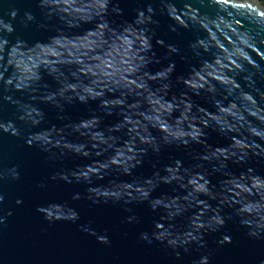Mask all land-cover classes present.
<instances>
[{
    "label": "clouds",
    "instance_id": "9594fccd",
    "mask_svg": "<svg viewBox=\"0 0 264 264\" xmlns=\"http://www.w3.org/2000/svg\"><path fill=\"white\" fill-rule=\"evenodd\" d=\"M20 2L0 0V102L15 106L14 119L0 116V133L24 139L53 162L69 156L89 159L88 164L53 172L50 179L87 185L84 193L72 196L74 201L123 205L132 213L126 217L129 224L140 220L131 205L147 203L161 214L150 233H140V240L159 241L177 258L181 249L205 248V234L234 218L249 237L264 240V175L251 166L239 174L230 170V164L264 159V0H158L160 14L172 21L171 31L196 32L188 47L200 63L175 76L170 57L181 49L159 38L153 43L160 26L153 3L137 8L134 20L116 23L112 17L124 13L119 0H36L41 20L29 9L21 15ZM18 25L25 30L51 26L54 31L46 40L29 42ZM156 45L166 47L167 54L158 56ZM154 65H159L155 71ZM16 92L22 97L15 98ZM202 96L211 107L197 102ZM77 102H98L100 111L121 119L105 127L96 113L79 121L59 115L67 121L62 126L41 127L47 117L41 104L64 113ZM209 130L229 143L209 144ZM172 146L191 149L188 154L195 162L186 166L176 159L162 168L154 163L151 176H134L150 153L158 156ZM216 173L222 176L218 184L211 180ZM20 177L19 164L0 169V181ZM106 178L107 183H97ZM161 184L174 187L154 197ZM37 186L45 188L46 183ZM4 200L0 191V205ZM37 211L50 222L80 219L68 201L38 205ZM7 216L0 215V225ZM91 224L81 225L82 230L110 244L109 230L101 234ZM231 242L230 235L219 241ZM192 264H210V255Z\"/></svg>",
    "mask_w": 264,
    "mask_h": 264
},
{
    "label": "water",
    "instance_id": "95a60500",
    "mask_svg": "<svg viewBox=\"0 0 264 264\" xmlns=\"http://www.w3.org/2000/svg\"><path fill=\"white\" fill-rule=\"evenodd\" d=\"M148 3H153L157 8L155 18L160 21L153 43L155 44V39L159 38L163 39L165 44H174L180 48L181 52L172 54L170 59L176 63L174 76L186 74L192 66H198L200 63V59L192 55L188 47L189 42L195 39L196 32L182 28L179 32L171 31L169 25L172 21L166 15L160 14L158 0H119V6L124 10L123 16L114 15L112 19L116 23L124 20L132 21L136 16V9L146 7ZM17 6L22 10L21 15L24 9H29L36 13L38 20L42 19L36 0H21ZM202 10L209 11L206 8ZM18 31L25 40L34 42L46 40L53 34L54 29L51 26L48 29H39L32 25L25 30L18 25ZM155 50L160 57L167 54L166 47L156 45ZM182 56H186L187 59H182ZM158 67L159 65H154L153 71ZM45 79L55 87V82L50 77ZM175 90L180 89L178 87ZM13 95L15 98L22 97L19 92ZM23 98L27 99V97ZM195 99L201 105L211 107L203 96ZM0 103H2L0 116L5 120L14 119L15 106L9 101ZM40 106L47 114L46 123L41 127H49L52 124L62 126L67 121L58 119L59 115H64L71 121H79L96 113L102 116V126L105 127L121 119L118 114L108 116L100 111L98 102L88 104L77 102L66 106L64 113H60L51 105L41 104ZM208 143L213 146H226L229 141L227 137L209 130ZM193 147L196 151H202L198 145ZM190 151L191 149L188 148L172 146L163 150L158 156L150 153L145 157L142 166L134 170V176H151L155 171L154 163L162 168L176 159H181L186 166L190 165L195 162L188 154ZM46 156L47 154L37 147L29 146L24 139L0 133V169L6 170L14 164H19L21 172L19 180L5 178L0 181V191L5 194V200L0 205V215L7 216L9 210L12 212V215L7 216L6 223L0 225V264H192L203 254L210 255V264H259V261L264 259V240L249 237L247 229L239 224L237 218L228 220L217 232L206 233L205 248L197 251L193 246L188 252L181 249V255L177 258L173 250L167 248L165 244L155 240L149 244L139 238L141 232L152 231L153 223L159 219L160 212H153L147 203L133 204L131 207L140 220L139 223L129 224L126 222V217L132 213L126 212L123 205L112 203L94 205L86 199L74 201L71 199L72 196L77 192L84 193L87 185L53 181L50 176L61 168L71 169L91 161L69 156L62 161L53 162L47 160ZM249 166L253 167L257 173L264 175V159L252 158L247 164H230V170L239 174ZM119 179L130 181L133 177L121 176ZM221 179L222 176L219 173L211 176L214 184H218ZM42 180L46 183L45 188L37 186ZM107 180L108 178L97 183H107ZM173 187L174 185L161 184L153 196L170 193ZM18 198L23 199L22 204L16 203ZM52 201H68L77 207L80 219L75 222L46 220L44 214L37 211V206ZM213 203L216 202L213 201ZM225 212H230V209H225ZM89 221L92 222L91 226L101 234L104 229L109 230L110 244L100 243L96 236L82 230L81 225ZM178 222L186 221L178 218ZM224 235H230L232 242L220 244L219 241Z\"/></svg>",
    "mask_w": 264,
    "mask_h": 264
}]
</instances>
